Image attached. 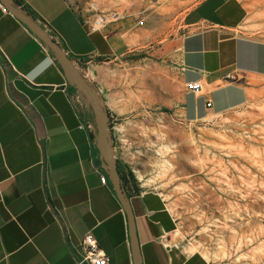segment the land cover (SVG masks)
I'll return each mask as SVG.
<instances>
[{"label": "crops", "instance_id": "1", "mask_svg": "<svg viewBox=\"0 0 264 264\" xmlns=\"http://www.w3.org/2000/svg\"><path fill=\"white\" fill-rule=\"evenodd\" d=\"M20 1L98 87L110 121L128 127V141L134 127L160 121L149 110L155 93L172 86L182 94L169 115L183 121L240 108L264 88V39L244 26L240 0H200L185 13L182 31L158 41L134 14L103 37L87 32L68 0ZM195 81L199 95L184 88ZM89 123L52 54L0 7V264H77L87 232L109 264H134L127 217ZM138 181V194L128 184L126 191L142 264H211L176 241L164 243L174 220L163 198Z\"/></svg>", "mask_w": 264, "mask_h": 264}, {"label": "rangeland", "instance_id": "2", "mask_svg": "<svg viewBox=\"0 0 264 264\" xmlns=\"http://www.w3.org/2000/svg\"><path fill=\"white\" fill-rule=\"evenodd\" d=\"M88 1L68 0L79 7ZM95 1L123 17L134 14L158 41L182 31L185 13L200 0ZM240 1L244 26L264 39V0ZM181 94L174 86L155 93L149 111L160 121L134 127L131 141L123 137L128 127L110 121L118 161L135 181L141 176L142 190L163 198L179 234L166 243L197 250L211 264H264V88L240 108L197 121L169 115Z\"/></svg>", "mask_w": 264, "mask_h": 264}, {"label": "water", "instance_id": "3", "mask_svg": "<svg viewBox=\"0 0 264 264\" xmlns=\"http://www.w3.org/2000/svg\"><path fill=\"white\" fill-rule=\"evenodd\" d=\"M0 4L38 39L47 52L52 54L63 72L67 83L75 90L83 105L88 109L90 113L89 126L98 152L100 166L107 175L112 189L127 217L133 263L142 264L130 197L118 171V158L109 128L110 117L105 109L102 95L84 70L70 58L58 41L34 19L28 10L16 4L13 0H0Z\"/></svg>", "mask_w": 264, "mask_h": 264}, {"label": "built area", "instance_id": "4", "mask_svg": "<svg viewBox=\"0 0 264 264\" xmlns=\"http://www.w3.org/2000/svg\"><path fill=\"white\" fill-rule=\"evenodd\" d=\"M0 7L4 9L1 4ZM72 9L81 24L86 27L88 33H98L103 37L106 36V30L109 25L123 18L122 13L112 9L101 8L95 0L88 1L85 7L72 5ZM138 24L142 25L143 20H139ZM227 78L232 81L235 79V76L230 75ZM184 88L186 92L192 93L193 95H199L202 92V85L199 81L187 82ZM205 106L206 108H210L211 102L207 101ZM176 118L178 121H183L181 117ZM106 180V176H100V182L102 184H105ZM79 248L77 264H109V258L100 249L91 232H87L83 235Z\"/></svg>", "mask_w": 264, "mask_h": 264}, {"label": "trees", "instance_id": "5", "mask_svg": "<svg viewBox=\"0 0 264 264\" xmlns=\"http://www.w3.org/2000/svg\"><path fill=\"white\" fill-rule=\"evenodd\" d=\"M16 4H18V5H21L22 6V3H21V1L20 0H13ZM22 7H24V6H22ZM25 8V7H24ZM26 9V8H25ZM27 10V9H26ZM97 164H98V162H97ZM118 168L120 169V171L122 172V176H123V181H124V185L126 186L127 184H128V189H129V191H131V193H133V194H138V192H139V190H138V188H136L135 186H134V182H135V180L133 179V175L131 174V172L129 171V170H126L122 165H121V163L120 162H118Z\"/></svg>", "mask_w": 264, "mask_h": 264}, {"label": "bare ground", "instance_id": "6", "mask_svg": "<svg viewBox=\"0 0 264 264\" xmlns=\"http://www.w3.org/2000/svg\"><path fill=\"white\" fill-rule=\"evenodd\" d=\"M99 72V71H98ZM100 74V73H99ZM249 92V91H248ZM251 96V95H250ZM207 119V118H206ZM208 121V120H207ZM165 162H166V160H165ZM162 166V165H161ZM163 166H164V164H163ZM164 168V167H163ZM165 169V168H164ZM169 168H167V170H168ZM160 170V169H159ZM165 171V170H164ZM164 171H163V174H164ZM137 177H138V180L139 181H141V176L140 175H137ZM149 182V181H148ZM174 235H175V238H178V232L177 231H175L174 232ZM167 242V241H166ZM166 242H164V243H166ZM174 242V241H173ZM169 244V243H168ZM196 247V246H195ZM188 248V247H187ZM217 248V247H216ZM184 249V248H183ZM224 249V248H223ZM207 250V249H206ZM218 250V249H217ZM220 250V249H219ZM188 251H189V253H192V252H194V249H192V248H188ZM197 251V250H196ZM223 251V254H225L224 253V250H222ZM204 252V251H203ZM221 252V251H220ZM188 253V254H189ZM205 253V252H204ZM207 253V252H206ZM205 255V254H204ZM207 255V254H206ZM215 256V255H214ZM213 256V257H214ZM224 258V257H223Z\"/></svg>", "mask_w": 264, "mask_h": 264}, {"label": "flooded vegetation", "instance_id": "7", "mask_svg": "<svg viewBox=\"0 0 264 264\" xmlns=\"http://www.w3.org/2000/svg\"><path fill=\"white\" fill-rule=\"evenodd\" d=\"M121 169V168H120ZM120 169L118 168V171H119V173H120V175H121V177H122V179H123V176H122V172L120 171ZM123 183H124V181H123ZM125 184V183H124ZM125 188H126V186H125Z\"/></svg>", "mask_w": 264, "mask_h": 264}]
</instances>
